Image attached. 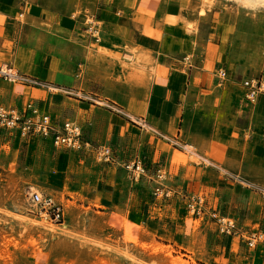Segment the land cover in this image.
<instances>
[{"label":"rangeland","instance_id":"obj_1","mask_svg":"<svg viewBox=\"0 0 264 264\" xmlns=\"http://www.w3.org/2000/svg\"><path fill=\"white\" fill-rule=\"evenodd\" d=\"M177 1L184 3L183 7L190 4L189 10L195 11L194 15L186 9L181 13L184 34L162 28L154 37L168 43L167 48L186 54L189 58L187 68L189 62H215L205 68L216 80L214 71L224 67L225 62H232L234 64L230 66L237 70L238 80L264 78V8L254 11L240 8L228 0H211L212 6L205 7L206 13L200 15L203 1L209 0ZM11 2L21 6L35 4L41 8L42 16L32 19L25 14V23L21 24L18 16L16 24L7 28L0 26V52L7 54L6 60L0 61L3 62L0 64L1 73L7 66L17 69L19 76L49 83L47 77L21 73L13 62L29 64L34 61V56L35 59L39 57L42 70L48 71L49 61L56 53L62 57L61 62L65 60V51L67 56L73 55L78 59L80 48L67 44L58 36L59 33L65 34L59 28L60 18L76 21L78 30L86 31L94 43L89 42L91 48H97L110 59L120 62L122 75L118 76V82H122V78L127 82L129 76L124 72L137 67L135 60L141 61L145 57L151 62V54L143 56L137 53L136 43L141 34L125 11L113 7L116 0ZM184 15H191L190 19H185ZM187 20L193 25L191 34L187 33ZM110 47L119 52L113 53ZM57 75L55 80L71 84L64 80L68 76L65 71L59 70ZM20 83L38 86L39 90L34 93L36 100L47 104L50 97L53 110L56 106L62 108L63 120L82 124L85 137L93 145L111 147L116 160L123 156L125 148L111 115H105L102 109L90 104L87 106L86 102L83 107L70 105H82L81 99L64 93L50 94L43 85L32 81L15 82L3 74L0 75V106L21 108L23 102L28 101L29 88L24 95L17 94ZM75 84L94 92H101L104 87L95 79L84 80L83 73L76 78ZM228 90L238 101L245 97L242 86L232 85ZM246 101L245 108L255 105ZM88 108L89 112L86 111ZM88 114L89 122L85 119ZM95 121L100 124L96 128L93 125ZM192 149L193 152L190 146L186 147L191 160L204 163L198 149ZM119 161L104 162L105 166L111 165L112 168L104 174H96L97 168H88L79 154L57 149L50 140L23 137L17 131L0 126V264H236V254L244 250L248 252V264H264V244L259 243L255 248L247 244L251 233L264 232V225L260 223L264 220V195L261 192L254 197L256 205L251 210L239 207L233 218L236 234L225 237L209 215L215 207H207L208 200L204 195L200 196L207 212L197 216L188 207V197L194 194L172 189L168 178L163 184L171 190L170 196L166 199L154 194L155 187L161 182L157 177L159 169L149 170L145 166L147 174L136 180L127 167L131 162L120 165ZM96 164L100 165L99 159ZM160 170L167 176L166 169ZM235 181L241 184L239 179ZM255 184L264 187L262 183ZM33 192L53 196L61 203L65 208L64 222L57 223L46 215L36 214V207L30 200ZM255 208L259 211L247 224L245 219ZM216 210L220 213L219 207ZM18 211L34 219L48 218L55 230L24 221L13 214ZM116 213L132 217L138 215L142 222L137 227L127 221L128 217Z\"/></svg>","mask_w":264,"mask_h":264},{"label":"crops","instance_id":"obj_2","mask_svg":"<svg viewBox=\"0 0 264 264\" xmlns=\"http://www.w3.org/2000/svg\"><path fill=\"white\" fill-rule=\"evenodd\" d=\"M183 4L177 0H116L114 2L113 7L119 11H125L133 26L141 34L136 43L137 53L143 56L151 54L153 57L151 62L145 57H142L141 61L135 60L134 64L137 67L134 65L136 68L133 67L124 72L125 76H129L127 82H124V78L121 79L122 82L117 81L118 76L122 75L120 62L110 59L97 48H91L88 44L93 42L86 31H79L77 22L70 19H59V28L65 34L59 33L58 36L66 40L67 44L80 48L81 53L78 59H74L73 55L67 56L65 51V60L61 62L62 57L56 53L49 61L48 71L42 70L40 58L35 59V56L34 61L29 64L27 62L13 63L19 66L21 73L40 78L47 77L49 79L47 82L50 84L68 89H80L122 107L126 112L125 115L117 114L87 100H83L82 105L70 103L72 107H83L86 102L87 106L90 104L102 109L106 112L105 115H111L114 128L121 135V144L125 148L123 156H118L115 163L119 159V164H124L140 158L149 170L166 169V178L169 179L172 189L179 192L186 191L188 195H204L208 200L207 207L212 208L213 205L214 210L219 207L223 216L233 219L239 207H249L251 210L256 205L253 201L254 197L257 194L261 195L260 191L236 182V176L239 174L251 183L264 184V94L259 97L253 107L245 108L244 105L247 102L245 97L238 101L228 90V87L232 85L241 87L242 81L248 78L238 80L237 70L230 66L232 62L224 63L230 79L220 84L215 73L218 68L214 71L217 81L211 78L210 72L205 68L209 64L214 65L215 62H189V68H187L186 61L189 58L186 54L180 50L167 48L168 43L165 44L158 37H154L162 28L175 29L176 34H184L181 13L183 9L189 10L190 4L184 7ZM189 11L191 15L195 14V11ZM25 14L29 18L40 19L42 10L35 4L21 6L17 2L12 3L11 0H0L1 27L7 28L11 24H16L18 16H20L21 24L25 23L23 19ZM191 15L184 16L190 19ZM109 49L113 53L119 52L113 47ZM6 58L7 54L1 51L0 61ZM235 64L240 63L235 62ZM79 66L84 68L80 69ZM15 70L18 74V70ZM59 70L67 73L68 76H65L64 80L71 84L55 80L58 79ZM111 70L113 74L110 78ZM259 71L262 70L259 69ZM82 73L84 80L95 79L102 82L104 86L102 91L94 92L77 86L76 78ZM20 86L18 95H24L29 88L30 100L28 99L27 102L32 101L41 112L51 114L63 121L65 118V114L61 111L63 109L56 106L53 110L50 97L47 104L36 100L34 93L36 89L39 90L38 86L21 83ZM48 92L64 95L60 92L49 90ZM243 95L245 96V92ZM27 102H23L21 108ZM88 110L89 108L86 111L89 112ZM127 116L145 120L149 128L142 129ZM86 117V121H91L89 114ZM74 122L80 124L77 121ZM80 125L84 132V126ZM93 125L96 128L100 124L95 121ZM40 138L33 137V139ZM84 138L90 141L85 137V132ZM189 145L198 149L204 163L191 160L186 150ZM93 146V150H62L79 154L88 168H97L96 174L109 172L111 165L105 166L103 161H100V165L96 164L99 158L95 148L104 145ZM220 177L225 180H221ZM258 211L259 208L249 211L245 222L249 224L253 214ZM120 216L128 217L127 221L137 227L142 222L138 220V215ZM260 223L264 225V220ZM221 234L225 237L229 236ZM247 253L246 250L239 251L236 254V264H248Z\"/></svg>","mask_w":264,"mask_h":264},{"label":"built area","instance_id":"obj_3","mask_svg":"<svg viewBox=\"0 0 264 264\" xmlns=\"http://www.w3.org/2000/svg\"><path fill=\"white\" fill-rule=\"evenodd\" d=\"M215 73L220 84L230 79L228 70L225 67L218 68ZM3 74H5L7 79H10L8 74L0 72V75ZM13 81H20L22 83L32 81L35 84L45 86L49 91L60 92L81 100H87L93 104L104 106L120 115L126 114L122 107L106 99L100 98L98 95L87 93L80 89H68L58 85L19 76V74L14 77ZM242 87L245 92V98L255 104L259 97L264 94V78L248 77L242 81ZM127 117L138 124L142 129L149 128V125L145 120L134 119L132 116ZM0 126L8 130L17 131L23 137H41L50 139L56 148L76 151L94 149L93 144L84 138L83 127L80 124L71 120L60 121L51 114L41 112L32 101L27 102L23 108H6L0 106ZM95 152L100 161L114 162L116 160L114 151L109 146H98L95 148ZM127 167L132 170L133 177L136 180H139L147 174V170L140 158H136L133 162L128 164ZM160 171V169L157 171V177L161 182L155 187L154 194L168 198L171 190L164 187L163 183L166 176ZM239 177L240 176H236V180L238 181L239 179L241 184L258 190L264 195L263 187ZM188 199L190 200L188 207L194 214L197 216L206 214L205 202L201 196L192 195L191 197H188ZM30 200L33 206L36 207V214H40L41 216L46 214L51 220H54L57 223L64 222L66 216L65 208L53 196H45L41 192H33L30 195ZM209 212L212 220L217 222L219 229L223 234H236V223L234 219L221 215L217 210H210ZM259 243L264 244V232L256 231L247 237V244L249 247L255 248Z\"/></svg>","mask_w":264,"mask_h":264},{"label":"bare ground","instance_id":"obj_4","mask_svg":"<svg viewBox=\"0 0 264 264\" xmlns=\"http://www.w3.org/2000/svg\"><path fill=\"white\" fill-rule=\"evenodd\" d=\"M228 1L234 2L240 8L248 9V10L258 11V10H261L262 8H264V0H228ZM212 3H213V1H211V0L203 1L202 8L199 11L200 15H204L206 13L205 7H207V6L211 7ZM185 19H186V17H185ZM90 21L93 22V20H90ZM187 25H188L187 26V33L191 34L193 32V29H192L193 25L189 20H187ZM2 72L8 74L9 78H11L12 80H14V77L17 75V71L15 69L9 68L7 66L6 67L4 66L2 68ZM189 146H190V151L193 152L192 148L194 146H192V145H189ZM13 214L17 215L18 217H20L24 221H29V222L50 228L52 230H55V227H53L54 225H52V223H50L48 218L34 219V218L28 217L27 215L23 214L22 211L13 212ZM44 215H46V214H44Z\"/></svg>","mask_w":264,"mask_h":264}]
</instances>
